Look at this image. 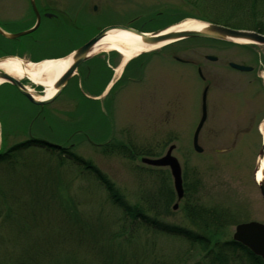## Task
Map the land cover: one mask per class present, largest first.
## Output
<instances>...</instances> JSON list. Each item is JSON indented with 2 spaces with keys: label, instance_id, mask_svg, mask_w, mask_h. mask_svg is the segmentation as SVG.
I'll return each instance as SVG.
<instances>
[{
  "label": "rangeland",
  "instance_id": "obj_1",
  "mask_svg": "<svg viewBox=\"0 0 264 264\" xmlns=\"http://www.w3.org/2000/svg\"><path fill=\"white\" fill-rule=\"evenodd\" d=\"M5 1L2 3H7ZM56 4L60 25L52 26L47 19L28 35L43 38L37 42L36 53L54 56L77 49L107 25L132 24L145 30L144 22L155 11L184 8L177 0H57ZM27 13L32 15L29 10ZM0 15L12 18L17 13L7 8ZM167 23V18L163 17L149 25L159 28ZM205 42L197 44L196 40L186 39L168 44L160 51L141 55L126 66L114 53L91 55L78 68L83 91L97 99L90 102L78 93L74 80H70L68 87L52 102L42 106H32L15 87L5 84L0 88V144L2 141L6 149L33 135L49 139L54 145L69 147L90 160L128 201L134 202L137 196L147 195L149 188L158 183L154 173L140 162L139 153L150 149L153 154L162 155L173 143L176 147L172 154L186 170L188 180L194 176L199 180L196 195L203 204L229 208L238 222L264 223V200L253 179L255 158L262 141L258 127L264 122V82L258 76L260 70L257 71V56H264V47L256 45L249 49ZM171 54L194 61L205 79L201 80L193 63L176 60ZM206 54L218 59L207 60ZM230 61L250 65L253 69L235 71L227 65ZM111 67H116L114 73ZM123 70L126 73L113 86L110 95L109 87ZM205 85L208 86L207 119L198 139L203 150L196 152L192 148V134ZM109 103L112 106L101 113ZM169 127L175 132L169 131ZM123 132L129 141H102L123 136ZM174 134L173 141L170 136ZM110 142L133 145L138 154L131 159L121 153H103L101 147ZM17 158L10 168L0 162V192H8L11 185L8 180L15 179L17 188L15 195L11 194L13 199L7 202V206L14 209L11 217L0 215V241L13 240L17 247L30 240V246L36 238L43 245L39 250L41 258L48 259L49 253L51 263L66 255L73 256V264H98L91 242L65 238L55 211H61L58 210L60 200L69 195L86 220L88 217L95 221L93 219L98 217L96 221L102 225L115 227L120 212L108 200L103 186L91 174L44 148L30 147L18 153ZM162 169L167 173L166 167ZM51 193L55 199L46 198ZM28 199L31 201L27 205ZM181 202L182 199L179 201L182 205ZM1 204V209L6 207ZM180 207L161 219L189 226ZM6 221L10 226L3 224ZM233 229L234 225L229 227L228 236L231 237ZM26 231L30 235H26ZM155 240L158 260H162L160 253L185 246V242L162 234ZM143 241L140 237L138 245L142 246ZM8 244L0 245L2 264L15 261L21 250L7 248ZM140 257L145 261L146 256Z\"/></svg>",
  "mask_w": 264,
  "mask_h": 264
},
{
  "label": "trees",
  "instance_id": "obj_2",
  "mask_svg": "<svg viewBox=\"0 0 264 264\" xmlns=\"http://www.w3.org/2000/svg\"><path fill=\"white\" fill-rule=\"evenodd\" d=\"M177 2L185 9L167 7L155 11L156 13L150 15L151 17L144 22L147 24L145 30L157 28L149 24L157 21L158 18L165 17L169 23H172L185 17H195L264 34V0H177ZM112 146L113 150L120 151L121 154L130 158L138 154L133 145L117 142ZM29 147L45 148L60 156L63 155L65 160L91 174L106 190L107 198L112 206L120 212L118 224L115 227L102 225L96 221L98 217L92 218L95 221L89 220L88 217L86 220L69 195L61 198V206L58 208L61 211H55L64 228L65 238L75 237L91 242V250L96 255L98 264H264L259 257L231 240L228 230L236 223L234 213L229 208L217 204H203L196 195L199 180L195 176L192 180H188L186 171L183 173L184 200L180 209L189 226L171 224L161 219L172 213V202L175 198L169 175L162 169L146 166L154 173L158 183L149 188L147 195L137 196L134 202H130L114 182L91 161L83 159L66 147L53 145L47 141L18 142L0 153V162H9L19 152ZM139 154L151 155L150 149H144ZM8 181L11 183L8 192L5 194L0 192V195H3L0 204L6 206L3 209L0 208V215L3 213L7 218L14 212L11 206H7V202L13 199L11 194L13 192L15 195L14 191L17 189L14 185L15 179ZM46 198L55 199L52 193ZM30 201L28 199L25 204L28 205ZM44 202L47 205V201ZM3 224L10 226L7 221ZM27 224L25 220V225ZM13 227L15 226H11L12 229ZM30 229L29 227L28 230ZM26 232V235H30L28 231ZM161 234L179 239L185 242V246L182 249L171 248L168 252L160 253L162 260L160 258L158 260L159 252H157L155 239ZM140 237L144 238L142 246L138 245ZM0 242V245L11 244L12 249L21 248L15 261L9 264H37L38 261H41L40 264H68L69 262L73 264L75 261L72 259L73 256L64 255L62 260L56 259L51 263L48 260L52 257L49 253L48 259L41 258L40 251L43 245L36 238L31 241L33 244L30 246V240H25V244H19L17 247L13 240L4 238ZM141 255L146 256L145 261L140 257ZM190 260H192L191 263Z\"/></svg>",
  "mask_w": 264,
  "mask_h": 264
},
{
  "label": "water",
  "instance_id": "obj_3",
  "mask_svg": "<svg viewBox=\"0 0 264 264\" xmlns=\"http://www.w3.org/2000/svg\"><path fill=\"white\" fill-rule=\"evenodd\" d=\"M33 7L34 3L32 2ZM34 11L36 13V24L24 31L17 32V33H9L4 34L6 37L14 39L21 35L27 34L33 31L39 22L38 13L34 7ZM203 27L200 30H185V31H173L168 33H162V30H156L151 33H144L137 29L123 26V25H110L101 29L96 35H94L91 39H89L86 43L75 49L71 54V63L65 69V71L53 82L52 87L55 88V92L49 96L44 97L42 99L35 98L29 88L22 83L19 78H15L3 71H0V78L4 81L12 84L22 95H24L30 102L42 105L50 102L57 93L65 86L70 76L76 70V68L85 61L91 52L92 47L103 37L105 34L112 30V29H123L129 31L133 34H136L140 37V41L143 43H158L163 42L165 40H179L188 37H208V38H215V39H223V40H239L251 43H257L264 45V34L259 32L251 31V30H244V29H234L229 28L226 26L214 24V23H203ZM1 32V31H0ZM8 57H1L0 60L6 59ZM208 58H214L208 56ZM231 66L240 69V70H248L250 67H246L243 65L231 63ZM22 78V77H21ZM25 78L29 80L31 83L39 86L41 88H45V86L41 83L33 81L31 78L25 75ZM207 88L205 87L202 93V115L200 121L194 131L193 136V147L196 151H201V147L198 145V132L202 126V123L205 119V95H206ZM173 145L169 146L166 153L161 156L160 158L152 159L143 157L141 161L151 165L157 166H169L171 175L173 177V185L175 191L177 193V198H181L183 194L182 183H181V169L177 159L171 155V150ZM263 149H264V141L261 145L258 158L261 159L263 157ZM260 164L257 162L254 173L256 175L257 171L259 170ZM258 188L260 190L261 196L264 199V177L261 181H257ZM176 207V204L174 205ZM235 241L240 242L244 246L248 247L253 253L256 255L261 256L264 259V224L256 222V221H249L246 223H240L236 225L234 233L232 235Z\"/></svg>",
  "mask_w": 264,
  "mask_h": 264
},
{
  "label": "bare ground",
  "instance_id": "obj_4",
  "mask_svg": "<svg viewBox=\"0 0 264 264\" xmlns=\"http://www.w3.org/2000/svg\"><path fill=\"white\" fill-rule=\"evenodd\" d=\"M203 25L201 21L187 18L162 30L161 34L173 31L200 30ZM169 41L172 40H165L154 44L143 43L136 34L123 29H112L92 47L91 53L114 49L122 55V63H124L127 59L141 51L158 48ZM70 63L71 56L38 63L16 57H8L0 60V71L15 78L25 77L26 75L33 81L43 84L45 86L44 91L41 94H34L36 98L42 99L51 96L55 92V88L52 87L53 82L65 71ZM2 81L3 79L0 78V83ZM258 129L261 136L264 137V122L259 125ZM258 162L260 168L256 173L255 181H261L264 177V149L263 157L261 159L258 158Z\"/></svg>",
  "mask_w": 264,
  "mask_h": 264
},
{
  "label": "flooded vegetation",
  "instance_id": "obj_5",
  "mask_svg": "<svg viewBox=\"0 0 264 264\" xmlns=\"http://www.w3.org/2000/svg\"><path fill=\"white\" fill-rule=\"evenodd\" d=\"M5 1V0H4ZM35 1V5L36 8L38 10L39 16H40V22H42L43 20H49L51 21V25L57 27L58 25H60V13L58 12V8L59 6L56 4L57 0H34ZM3 0H0V13L2 11H4L5 9L8 8L12 9L16 11L17 16H13L11 17H4L3 15H0V28L3 30H11V29H15L16 31L25 29L27 27H25L28 24V20L27 18V11L30 10L31 11V5H30V1L29 0H7L5 2L7 3H2ZM26 22V23H25ZM25 23V24H23ZM25 27V28H24ZM2 38H4L2 36ZM6 39V38H4ZM5 42H8L10 45H12V47L9 46H0V48L2 49V52L4 53H10V52H15L17 51L15 46H16V41L14 40H6ZM22 42L20 41V44ZM204 79V77L202 78ZM168 114V113H167ZM169 114L167 115V118H169ZM170 119V118H169ZM173 127H169V131H175L174 129H172ZM122 134V133H121ZM127 134H125L123 132V136L121 135L118 138H105L106 140H102V141H129V139L127 140L126 137Z\"/></svg>",
  "mask_w": 264,
  "mask_h": 264
}]
</instances>
